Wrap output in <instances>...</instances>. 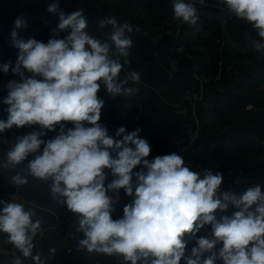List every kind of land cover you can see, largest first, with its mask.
<instances>
[{"label":"clouds","instance_id":"obj_1","mask_svg":"<svg viewBox=\"0 0 264 264\" xmlns=\"http://www.w3.org/2000/svg\"><path fill=\"white\" fill-rule=\"evenodd\" d=\"M203 0H201V3ZM236 18L247 22L259 36L252 47L264 51V0H221ZM174 18L195 25L197 9L186 0H172ZM48 12L58 14V26L47 43L35 38H18L15 29L26 28L25 18L18 17L11 33L18 56L0 65L20 80L5 86L7 119H0V134L14 126L39 125L40 131L17 137L6 153L3 167L18 169L11 176L17 187L28 183V176L40 181L51 180L53 196L63 198L67 208L78 216L80 249L117 255L125 264H264V190L259 185L242 195L229 190L221 192L222 174L205 170L203 178L185 165L176 153L157 156L149 161L150 144L140 138V128L126 133L116 131L114 139L101 123L103 90L112 98L131 97L139 89L128 86L139 83L136 72L120 74L129 64L134 29L129 23H118L114 17L99 21L110 26L106 39L89 33L83 10L66 14L59 10L58 0L50 3ZM60 32H67L57 38ZM30 73V76L25 75ZM66 124L71 127L66 128ZM59 131L43 140L46 131ZM7 142V141H5ZM43 145L42 154L39 152ZM115 154V155H113ZM34 156L33 159H29ZM143 164L147 171L135 173ZM114 177L105 186L106 172ZM123 189L132 203L123 209V217L114 220L113 205L118 202L108 192ZM235 206L231 216L217 219V210ZM0 233L23 258L34 264H47L40 254H33L41 222L34 219V209L22 202L0 200ZM205 225H211V238L195 240L186 256L185 235L195 236ZM222 247L215 250L216 245ZM54 254L55 249H50ZM210 253L209 255H205ZM12 264H23L16 256Z\"/></svg>","mask_w":264,"mask_h":264},{"label":"crops","instance_id":"obj_2","mask_svg":"<svg viewBox=\"0 0 264 264\" xmlns=\"http://www.w3.org/2000/svg\"><path fill=\"white\" fill-rule=\"evenodd\" d=\"M30 3L27 0H23L20 3V7L25 10L29 9L31 6L32 11L37 10V6L35 4V0H31ZM112 2L115 6L112 8H116L117 11H119L120 17H124V19L132 26H134V29H138V31H135L133 35H129L132 40V46L129 49V53H132L131 49L141 47V49L146 50V47L140 43L141 40H151L154 42V40H161L165 43L164 48L162 50H159V53H154L155 58L158 60V62L161 64V68L159 70L162 71L163 74L167 75L169 79V83H165L161 78L157 76V71L153 69V71H150V73H154L153 75H148L152 78V84L159 85L157 86L158 89L161 90H169L172 91L173 94L177 93L181 88L190 86L193 84L194 79L192 78V73L194 71L198 72L197 70L201 71L202 73L208 74V73H215L218 69L217 60L222 57V80L218 85H215V87L208 89V87L205 86V84L208 83H198L196 81L198 89L202 88L204 89V93L202 95V101L201 106L207 107L211 106L212 103L215 101V92H231V94H246L249 96V100L245 104V110H248L250 112H256L258 110H261L264 112V51H256L252 47V41H258L260 40L259 36L257 35V32L245 21L238 19L235 17H228L226 15V12L224 9H226V5L221 2V0H216V12L218 15V21L215 27V33L217 38H213L215 33H207L203 32L202 24L205 23V19L207 18L205 15H200L198 11L201 10L200 5H198V2H201V0H186L187 3L193 4L197 9V15L198 20L195 25L188 24L183 22L182 20L177 19H171L167 23H160L162 18V10L167 9L169 6L168 4L163 6V9L161 7L160 11H156L153 8V3L158 2L159 0H109ZM170 5H172V0H167ZM210 1V0H209ZM208 0H203V4L210 5V2ZM213 1V0H211ZM53 2V0H52ZM59 8L61 7L63 12L71 13L75 10H83V14L86 16L88 21V31L90 34L100 38V39H106L104 37L99 36L96 32H94L91 29V26L94 25L95 22H98L101 19H104L107 17V11L104 12L102 18H98V13H101V8L98 7V4L95 3L94 0H58ZM27 8V9H26ZM170 8V7H169ZM94 9L97 12H93ZM132 11L135 12L133 14ZM124 11V14H123ZM139 11H142L143 13L150 15L151 17H154V20L156 23L150 25L147 21H145V18L143 13L139 14ZM161 12V13H160ZM170 15L168 16H174V10L171 6L170 11L168 12ZM139 14V17H137ZM136 17V18H134ZM36 18H38L36 16ZM210 22H213L212 19H210ZM222 20L226 21V33H222L220 28V22ZM44 23V25L42 24ZM58 19H50L45 18L41 21V24L44 26V29L42 30L46 37L53 38L52 30L56 29L58 26ZM175 24L180 25L182 28L184 27L186 29V34L182 35L181 42L185 45V48L189 50L190 57L186 59H181L176 62L175 65L172 67L167 66L166 60L164 55L167 54V52H173L176 48V46L179 43H172V41L176 39L168 38V37H158V33L161 30H164L165 28H170L174 26ZM207 24V23H206ZM61 33V32H60ZM60 33L57 34V38L59 37ZM107 37V36H106ZM214 39V40H213ZM211 40H213L211 42ZM220 40V41H219ZM169 41V42H167ZM211 42L215 48V58L213 57L211 62H209V56L208 50L203 47L204 44ZM220 42L222 44V48L219 50L218 47L220 45ZM137 44V45H136ZM203 44V45H202ZM11 47V45H10ZM133 47V48H132ZM138 50V49H137ZM163 51V53H161ZM10 53V52H9ZM9 53L7 50L5 51V54H0V62L1 63H9ZM166 57V56H165ZM170 68L169 70H167ZM125 73L133 72L129 69L124 68ZM139 75L141 74V71H135ZM144 83V82H143ZM235 83H239V86L235 85ZM235 85V88H234ZM3 99H0V119L6 120L7 119V112L6 108L7 106L3 104ZM183 112L185 111L184 107ZM220 110L221 113L216 114L217 119H219L218 124L220 123L219 130L221 131L220 134L227 137L226 135L230 129L228 128V123L231 119L230 113L227 111V105L225 102L220 104ZM208 118V117H206ZM210 119V117L208 118ZM234 119V118H233ZM184 126L183 124L180 126L179 131L177 132V136L181 135L183 133ZM168 131H164L162 134V137L168 135ZM7 133H3L0 138ZM226 140V139H225ZM223 141L224 143L226 141ZM165 146L161 148L164 152L161 154L167 155L176 153L178 154V149L171 143L170 139L169 141L162 142ZM262 144L264 145V140L262 141ZM218 147H216L213 142L203 144L200 146H193L185 155L182 157L184 162L191 161V162H202V163H218L222 165L225 169H228L229 173L223 177L222 184L220 187L221 192L234 190L235 187H237L240 172L242 169L240 167H244L245 164L249 162H258L263 161L264 162V148L263 154L257 158H252L254 156L250 155L252 152H255V149L250 148L247 153L249 156H241L243 151H240V157L237 156L236 161L234 160V166L230 168L229 166V156L228 152L226 151L227 145L225 144H217ZM5 154V153H4ZM1 155H3V151L1 150ZM0 155V156H1ZM6 159V156L3 155L2 159L0 157V168L4 169L2 166L4 161ZM243 164V165H242ZM242 165V166H241ZM1 169V170H2ZM264 170V166L262 168ZM256 171H250L248 174L253 176V181H264V178L260 175L255 174ZM2 174V175H1ZM215 174V173H213ZM6 175L1 173L0 171V178L4 180ZM9 177V176H8ZM11 181V177L10 180ZM243 181V180H242ZM256 185V183H255ZM22 188V186H15L12 183L8 185L7 192L5 193L6 196H10L12 194H19L22 198L28 199L27 189ZM31 199V197H29ZM7 201V200H6ZM2 207V205H0ZM36 215L34 219H39L41 222V231L38 233V235L43 236L45 233V230L48 226H52L53 222L55 221V218H58V212L49 205H36L35 207ZM237 210V208H236ZM235 210V211H236ZM231 208V204H229L226 211H220L217 210L215 213L216 217L219 219L221 216H231L234 214V212ZM65 229L69 230V226L64 224ZM201 230L195 234V236L191 234H186L184 239L186 242V245H188L191 240H193L196 237H199V234L201 233ZM207 237H211V233L206 234ZM35 248L33 250V254H37L39 252V248L41 246L40 242H43V239L35 238ZM220 244L216 245L215 250H219ZM194 244H189V247H194ZM10 254L15 258L16 256H20L22 259V256L19 255V253L15 250H11ZM190 255V253L188 254ZM12 257V258H13ZM13 258V259H14ZM24 264H34V262L27 258L25 261H23ZM11 264V261L8 263ZM185 264V262L183 263Z\"/></svg>","mask_w":264,"mask_h":264},{"label":"rangeland","instance_id":"obj_3","mask_svg":"<svg viewBox=\"0 0 264 264\" xmlns=\"http://www.w3.org/2000/svg\"><path fill=\"white\" fill-rule=\"evenodd\" d=\"M23 0H0V29L2 30H6L4 31L5 36L3 37V35H1L3 37V39H6V43H10L11 47L10 50H8L9 53V58L8 61L10 62V58L14 53L18 54V49L15 48L13 46V41L11 38V33L14 30V22L18 17H23L25 18L26 22H27V27L26 28H21V29H15L18 33V38L20 39H24L27 40L29 38H35L37 41H41L38 40V37L41 33H44L42 30L44 29V23L41 24V21L43 19H45V17L42 14V11L40 9L37 8L38 12L36 13V11H32L31 6L29 9L25 10L23 8L20 7V3ZM30 3L32 2L31 0H27ZM166 2V5L168 4V6L171 8L172 5H170L168 3L167 0H159V2ZM209 1V0H208ZM50 2L52 3V0H50ZM54 2V0H53ZM210 5H204L201 2H198V5H200L201 10L198 11V13L200 15H205L207 18L205 19V23L202 24V30L203 32H207V33H215V27L213 25L217 24L218 21V15L216 12V0L213 1H209ZM115 6V5H114ZM160 6L163 9V3L161 2ZM159 6V7H160ZM167 8L165 10H162L163 12L162 14V18H160L161 22L160 23H167L169 20L174 19V16H168L170 15L168 12L170 11V8ZM60 9L62 10V8L60 7ZM63 11V10H62ZM130 11L135 14L134 11H132L130 9ZM156 11L158 12L159 9L156 7ZM7 14L8 17H3V15ZM143 13L142 11H139V14ZM124 14V11H123ZM139 14L137 17H139ZM145 18V21H147L148 23H150V25L156 23V21L154 20V17H151L150 15H147L145 13H143ZM202 15V16H203ZM36 16L38 18H36ZM234 16V15H233ZM232 16V17H233ZM107 17H114L118 23H125L127 22L124 17H120L119 15V11H117L116 8H111L107 11ZM106 17V18H107ZM136 18V17H134ZM212 19L213 22H210ZM128 23V22H127ZM207 23V24H206ZM13 26H10V25ZM9 28V30H8ZM134 28V26H133ZM110 32V30H109ZM8 33V36L6 35ZM133 33H135V30L128 34V35H133ZM186 34V29L183 27V35ZM45 35V34H44ZM45 40L48 42L49 39L46 37L45 35ZM182 38V37H181ZM181 38L176 39L174 41H172V43H180L181 42ZM214 39L217 38L216 37V33L213 37ZM9 39V40H8ZM213 39V40H214ZM211 40V42L213 41ZM142 45L145 46L146 45V51H138V52H133L130 53L129 56V61H136V60H142L145 59V63L149 64L151 66L152 69H154L153 63L154 58L153 55L154 53H159V49H162V45H164L163 41L161 40H142ZM42 42V41H41ZM169 42V41H167ZM209 42L206 44H202L203 47H205L208 50V56H209V62H211L212 58H215V48L213 46V44ZM141 48V47H139ZM138 49V48H137ZM187 50V49H186ZM189 53L190 51L187 50ZM166 55H170L173 56L174 51L173 52H169ZM165 55V56H166ZM176 56V55H175ZM181 60V59H178ZM0 65H3V63L0 62ZM148 65V66H149ZM129 67H135L133 65H130ZM138 68V67H135ZM125 69H128L125 67ZM131 69V68H129ZM146 69V72H145ZM145 69H141V72H143L141 74V76H147V75H153L154 73H150V68H145ZM170 68H168L167 70H169ZM133 70V69H132ZM136 71L139 72L138 69H134ZM27 74V72H25ZM124 72V68L120 74V78L124 79L126 77V74ZM5 75V73L3 71H0V79ZM207 77H210V82L208 84H205L206 87H215V85L217 84L216 81H214V77L216 76V72L215 73H208L205 74ZM140 76V77H141ZM142 78V77H141ZM143 80V79H142ZM143 85V83H135V82H129L128 86L131 87H136L139 89L138 93H136L138 100L136 105L138 104V107L141 108V113L138 114V116L141 117L144 116L146 118L149 119V121L152 123H150L149 125L147 124V122L144 121H140L139 120H135L133 119V121L131 120H127L126 118V114L124 113V108L129 107L131 104L129 101V103L127 101H124L123 98H121V96H117L115 98H112L110 95H108L102 88V90L99 92V97L100 99H102L104 101V107L101 110V123L107 128L108 130V134L113 137L114 139H122V137H117L116 136V131L120 128V127H124L126 129V133H131L132 131H134L137 128L141 129V132L139 133L140 138L146 139L149 144H150V155L149 157H147V159L149 161L153 160L155 157L157 156H161V154L164 152L161 148H163V146H165L162 142L164 141H169V139L172 136H177V132L179 131L180 126L183 124V126L188 122L189 120V116L191 113V109L190 106L188 108V104L186 102H180L178 96H179V92L174 93L172 91L169 90H161L158 88H154V87H149V88H143V87H138ZM142 89V90H140ZM135 96V95H134ZM179 100V101H178ZM135 105V106H136ZM199 106V105H198ZM182 107H184L185 111L183 112ZM134 118V117H133ZM219 119H215V120H208L207 126L212 128V132L210 133L207 130V126L205 129V134L208 135L209 138V142H213V144L216 145V147H218V143L221 144V142L219 141L218 143L216 142V140L218 141V138L216 136L219 135L218 132L221 133V131L219 130L218 127H220V123L218 124ZM71 124H66V128L71 127ZM168 131V135L164 137H162V134L164 133V131ZM34 131H40V127L39 125H33L31 127L29 126H25L22 128H17V127H13L12 128V134L8 132V135H3L0 138V155H1V150L3 151V155L6 156V153L8 152V150H10V148L12 147V145L14 144L15 140L17 137H21L24 135H27L31 132ZM59 128L56 129V131H53V136L50 137V139L54 138L56 136V134L58 133ZM6 133V132H5ZM2 134H0L1 136ZM210 135V136H209ZM216 135V136H215ZM180 136V135H179ZM42 139V138H41ZM214 140V141H213ZM7 141V142H5ZM228 148L226 147V151ZM238 149V148H237ZM42 150H43V145L41 146V149L39 150L38 153L34 154V155H38V154H42ZM5 153V154H4ZM3 155H1V159L3 157ZM115 155V154H113ZM242 155H245V153H242ZM247 155V153H246ZM239 156V155H237ZM236 157H230V168L232 166H234V160L236 161L237 159ZM240 157V156H239ZM34 156H30L29 159H33ZM241 158V157H240ZM1 165V164H0ZM0 168L1 173H3L4 175L7 174V176H5L4 180L0 181V200L3 201H9L11 198H14L17 200V202H19L20 200H22V203L25 204L26 208H34L36 205L41 206L42 204L45 205L44 203H48L47 205H50L51 207H53L57 212H58V218H55V221L53 222L52 226H48L45 230V233L43 236H40L37 234V238L39 239H43V242L41 243V246L39 248V252L38 254L41 255L42 259H46L47 260V264H110L108 263L109 260H113L114 262L112 264H125V262L123 261V258L117 255H112L111 259H109L108 257L106 258H102V257H96L92 254V252L87 253V250H82L80 249L78 244H75L74 242H72V240H79L82 237V233H79L76 231L77 227H78V216L71 212L70 210H68L66 206V203L64 201L63 204L58 205L55 204L54 201L56 200H63L62 197L59 196H54L51 200L47 199V195H50V191H51V184L52 181L51 180H47V181H40L37 180L31 176H28V183L23 185L22 188L24 189V191H26L25 189H27V194H28V199H24L22 198L19 194H12V195H8L6 196L5 193L7 192L8 189V185L11 184L10 177L12 175L15 174L16 171H18V169H2ZM147 171V169L143 166V164L137 166L135 169H133V183H136V176L135 173L139 172V171ZM228 170V169H227ZM106 172V180H105V186L110 183L112 181V179L114 178L111 175L110 170L105 169ZM2 175V174H1ZM9 176V177H8ZM1 180V178H0ZM108 195L110 197H112L113 199H117L118 202L115 203V207H114V211L112 212V218L114 220L121 218V214L123 211V207H125L126 205L132 203L134 197H129L125 194L123 189H120L118 194L115 192H108ZM29 197H31V199H29ZM52 197V196H51ZM21 202V201H20ZM64 206V208H63ZM35 209V208H34ZM36 213V211H35ZM218 219V218H217ZM64 224H66L67 226H69V230L65 229ZM201 233L199 234V237H207L206 234L211 233V225H205L203 228H201ZM199 237L194 238L193 240H191V242L188 243L187 248H186V256L190 253L191 251V247H189V244H194L195 245V240ZM211 238V237H208ZM220 247H222V245H219ZM15 250L14 246L7 243V238L5 236V234L0 233V264H8L11 261H13V254L11 256L10 251L11 250ZM50 249H55V253L52 254L50 253ZM18 252V250H16ZM218 251V250H216ZM19 253V252H18ZM62 254L64 255V261L61 258ZM210 253H206L205 255H209ZM19 255H21L19 253ZM22 256V255H21ZM13 257V258H12ZM26 258L22 257V261H25ZM105 260V261H103ZM185 262L184 259L181 260L180 264H183ZM24 264V263H23ZM216 264H222V261L217 260Z\"/></svg>","mask_w":264,"mask_h":264},{"label":"trees","instance_id":"obj_4","mask_svg":"<svg viewBox=\"0 0 264 264\" xmlns=\"http://www.w3.org/2000/svg\"><path fill=\"white\" fill-rule=\"evenodd\" d=\"M94 1H95V3L98 4V7L101 8V13H98V15H97L98 18H102L104 12H106L109 9H111L112 7H114V4L112 2H110L109 0H94ZM161 2L163 3V6L166 4V2H163V1H161ZM161 2L158 1V2L153 3L152 6H153L154 10H156V7L159 9V11L161 10V6H160ZM93 12H97V11L94 9ZM67 14H70V13H67ZM3 17H8V15L4 13ZM10 26H13V25L11 24ZM91 29L94 32H96L99 36L104 37V38H107L106 36H108V34L110 33L109 30H111L110 26H106L104 28H101L99 26L98 22H95L94 25L91 26ZM8 30H9V28H8ZM4 31H6V30L0 29V54H5L6 50L8 52V50H10V45H11L10 43H6V41H5L6 39H3V37L5 36ZM1 35H3V37ZM6 35L8 36V33ZM45 39L46 38H45L44 33H41L38 37V40H41L42 42L47 43V41ZM142 42L143 41L141 40L140 43H142ZM163 44L164 45H162V48H164V46H165V43H163ZM144 47H146V45ZM159 50H162V49H159ZM131 51L133 53V52L146 51V50H143V49L138 47V50H137V48H134V49H131ZM161 53H163V51ZM153 58L155 61L153 63V65H155L154 70L157 71V76L159 78H161L165 83L168 84L170 81L169 79H171V78H168L167 75L163 74L162 71L159 70L161 68V64L155 58V55H153ZM163 58H165V55ZM130 65H133V66L138 67V68L129 67ZM148 65L149 64L145 63V59H142V60H136L134 62L130 61V63L125 65L124 68L125 67L127 68V66H128V69L131 68L129 70L134 71V72L136 71L134 69H138L139 71H141V69H145V68H150L149 70L153 71L151 66L150 65L148 66ZM197 71H198V73L205 74L199 70H197ZM143 72H141V74ZM145 72H146V69H145ZM141 74H140V76H141ZM141 77L140 78L143 79L144 83H143V85L138 86V87H143V88L147 89L149 87L157 88V86H159V85H157V83H156V85L152 84V80H151L152 78H148L151 76H148V75L145 76L144 75ZM235 85L239 86V83H235ZM235 85H234V88H235ZM140 90H142V89H140ZM121 98H123L124 101H127V102L129 101L131 104H134V105H131L129 107L124 108V113L126 114L127 120L129 119V120L133 121V119H135V120L140 119V121L147 122L148 125L151 123L148 118H146L142 115H141V117L138 116V114L141 113L142 110L140 107H138V104L136 105L137 100H138V97L136 94H135V96L133 95L131 97L121 96ZM248 100H249V96H247L246 94H241V93L240 94H233V93L231 94V92L224 93L222 91L219 93L215 92V101L212 103L211 106H207V107L203 106L202 107L201 102H200L199 106L197 107V113H198V117L200 118V121L202 123V131L200 133V136L196 140L195 146L198 147L200 145L210 143L208 135L205 134V129H206L208 120L212 121V120L217 119L216 114L221 113L220 104L225 102L227 105V111L230 113V116H231V119L228 123V128L230 129V131L226 134L228 136V140H227V137L224 136V138H223V135L218 132L219 135L218 136L215 135L218 138V141L216 140V142L218 143L220 141L221 144L227 145L229 157H236L237 155H240V151L241 152L243 151L245 153V155H243V156H249V155H246V153H248L247 150H249L250 148L255 149V152H252L250 154V155L254 156V157H252L253 159L256 158V156H257V158L259 156H261L263 154L262 148H264V145L262 144V141L264 140V112L261 110H258L256 112H250L248 110H245L244 106ZM206 117H208V118L210 117V119H208ZM57 128H59V127H57ZM207 130L210 133L212 132V128L209 126H207ZM45 131H46V135L41 136L40 138H42L43 140L46 141V140L50 139V137L53 136V131H47V130H45ZM4 135L7 136L8 133L4 134ZM224 140L226 141L225 143L223 142ZM263 166H264L263 161H258V162L253 161V162H249V163L245 164V166L243 168L240 167L242 169L240 174H241V176L244 177V180L241 181V183L237 187H235L233 191L236 192V194H238V195H242L248 188L254 187L256 185H259L262 188V190H264V181H253L254 180V179H252L253 176H251V175L248 176V174H250L249 173L250 171H256L255 172L256 175H260L261 177L264 178V170L262 169ZM255 183H256V185H255ZM53 197L54 196H53L52 192L50 191V195L49 196L47 195V199L49 200L50 198L52 199ZM62 201L63 200L60 199V200H56L54 202H55V204L61 205V204H63ZM44 204L47 205L48 203H44ZM65 207H67V206H65ZM113 207H115V205H113ZM63 208H64V206H63ZM231 208L233 211L236 210V207L233 205H231ZM123 209H124V207H123ZM122 217H123V211L121 214V218ZM118 219H119V217H118ZM78 241L79 240H72V242H74L75 244H78ZM87 253H90V252L87 251ZM92 254L96 257L99 256L102 258H106V257H108L109 259L112 258L111 257L112 255L109 256V255L104 254V253L92 252ZM61 258L63 259V261L65 260L63 254H62ZM103 261H105V260H103ZM113 262H114L113 260L108 261V263H110V264H112Z\"/></svg>","mask_w":264,"mask_h":264},{"label":"built area","instance_id":"obj_5","mask_svg":"<svg viewBox=\"0 0 264 264\" xmlns=\"http://www.w3.org/2000/svg\"><path fill=\"white\" fill-rule=\"evenodd\" d=\"M50 0H35V4L42 11V14L45 18H50V19H58V14H53L48 12V6L50 4ZM60 11H62L59 8ZM226 12V15L228 17H232L234 14L230 13L228 9H224ZM220 28L222 33H226V21L222 20L220 22ZM67 32H61L58 38H63L65 35H67ZM158 37H168L172 39H179L183 35V28L175 24L174 26L170 28H165L164 30H161L158 33ZM220 41V40H219ZM222 48V44L220 42V45L218 49L220 50ZM173 56L166 55L165 60L167 63V66L172 67L173 65L176 64L178 59H186L190 57V53L186 50L185 45L183 43H179L175 50H174ZM18 54L14 53L10 58V62L14 65L15 61L17 59ZM217 66L218 69L216 71V76L214 77V81H216V85H218L221 80H222V57H220L217 60ZM25 75L30 76V73H25ZM192 78L194 79V82L190 86H186L180 89L179 92V100L180 102H186L188 104V108L190 106L191 113L189 116L188 122L184 125V130L183 133L180 136H172L170 138L171 143L178 149V155L183 157L185 153H187L196 143V140L200 136V133L202 131V123L200 121V118L198 117L197 113V107L202 101V95L204 93V89H198L196 81L199 83H209L210 82V77H207L205 74L198 73L194 71L192 73ZM20 80V77L18 75H14L11 70L5 74L1 79H0V99H4L7 95L6 88L5 86L10 80ZM139 83H143V80L140 78ZM137 83V84H139ZM213 88V86L208 87V89ZM178 100V101H179ZM183 109V108H182ZM9 134L13 133L12 129H9L6 131V133ZM9 151V150H8ZM185 165L189 167V169L193 172H197L200 174L201 178H203V173L204 171L211 170L213 173L220 172L222 174V177L226 176L229 171L225 169L222 165L218 163H202V162H191V161H186ZM239 181L238 184L241 183L242 180H244V177L238 176ZM15 200L16 199L11 198L9 201ZM22 202V200H20ZM19 201V202H20ZM34 209V208H31ZM35 210V209H34ZM238 211V209L236 210Z\"/></svg>","mask_w":264,"mask_h":264}]
</instances>
